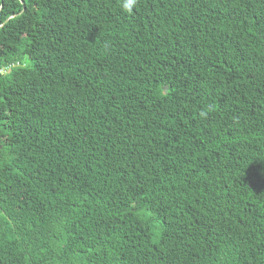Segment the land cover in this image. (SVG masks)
I'll return each mask as SVG.
<instances>
[{
  "label": "trees",
  "instance_id": "trees-1",
  "mask_svg": "<svg viewBox=\"0 0 264 264\" xmlns=\"http://www.w3.org/2000/svg\"><path fill=\"white\" fill-rule=\"evenodd\" d=\"M0 264H264V0H0Z\"/></svg>",
  "mask_w": 264,
  "mask_h": 264
},
{
  "label": "clouds",
  "instance_id": "clouds-1",
  "mask_svg": "<svg viewBox=\"0 0 264 264\" xmlns=\"http://www.w3.org/2000/svg\"><path fill=\"white\" fill-rule=\"evenodd\" d=\"M135 3H136V0H122V8L125 11L131 13Z\"/></svg>",
  "mask_w": 264,
  "mask_h": 264
},
{
  "label": "water",
  "instance_id": "water-1",
  "mask_svg": "<svg viewBox=\"0 0 264 264\" xmlns=\"http://www.w3.org/2000/svg\"><path fill=\"white\" fill-rule=\"evenodd\" d=\"M23 2V1H22ZM165 91H166V88H165Z\"/></svg>",
  "mask_w": 264,
  "mask_h": 264
}]
</instances>
